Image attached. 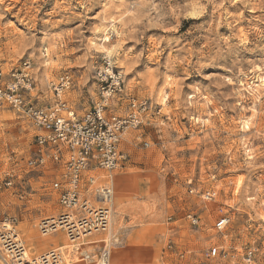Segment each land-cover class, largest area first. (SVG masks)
Listing matches in <instances>:
<instances>
[{
    "label": "rangeland",
    "instance_id": "obj_1",
    "mask_svg": "<svg viewBox=\"0 0 264 264\" xmlns=\"http://www.w3.org/2000/svg\"><path fill=\"white\" fill-rule=\"evenodd\" d=\"M25 60L33 100L52 103L51 83L69 72L79 113L102 99L101 70L123 75L107 114L140 123L113 173L112 264H247L250 247L264 264V0H0V64ZM36 133L0 111V185L15 174L0 211L17 217L32 254L65 243L38 230L62 211V179L28 169ZM214 244L238 250L207 258Z\"/></svg>",
    "mask_w": 264,
    "mask_h": 264
},
{
    "label": "built area",
    "instance_id": "obj_2",
    "mask_svg": "<svg viewBox=\"0 0 264 264\" xmlns=\"http://www.w3.org/2000/svg\"><path fill=\"white\" fill-rule=\"evenodd\" d=\"M32 72L30 60L9 72L0 64V111L15 112L37 132L28 169L43 171L52 166L61 173L58 201L62 211L41 219L38 230L44 237L63 232L72 251H77V258L73 259L61 246L32 254L20 234L17 217L0 211V259L3 264H112L113 248L118 244L112 234L113 173L124 167L128 158L122 149L123 135L140 123L138 115L107 114L111 98L122 92L123 75L120 71L101 70L98 76L102 99L93 108L79 113L65 98L74 84L69 72L51 83L54 98L48 105L31 98L36 88ZM14 179V172H8L0 189L14 188ZM262 195L264 199V187ZM187 218L194 225L199 222L193 215ZM229 222L228 217L216 222V228L224 236ZM106 234L111 242L103 239ZM230 248L214 244L206 256L226 257L231 256L230 250H238ZM242 256L247 264H258L254 247L247 248Z\"/></svg>",
    "mask_w": 264,
    "mask_h": 264
},
{
    "label": "bare ground",
    "instance_id": "obj_3",
    "mask_svg": "<svg viewBox=\"0 0 264 264\" xmlns=\"http://www.w3.org/2000/svg\"><path fill=\"white\" fill-rule=\"evenodd\" d=\"M108 52V54L110 53V51L108 50L107 51ZM247 126V128H249V123L246 125ZM253 199V198H252ZM264 205V204H263ZM59 233H62V232H58V233H56V234H59ZM63 235H64V233H62ZM50 236H52V235H50ZM44 237V236H43ZM47 237H49V236H47ZM64 237L66 238V241H67V243H66V245H62L61 247H62V249H67L68 251H69V253H70V255H71V257L73 258V259H75L76 260V258H77V251H72V246L70 245V242L68 241V239H67V237L64 235ZM106 238V239H105ZM103 239H105L107 242H111L110 240H108L109 239V234H106V235H104V238ZM38 255V254H37Z\"/></svg>",
    "mask_w": 264,
    "mask_h": 264
},
{
    "label": "crops",
    "instance_id": "obj_4",
    "mask_svg": "<svg viewBox=\"0 0 264 264\" xmlns=\"http://www.w3.org/2000/svg\"><path fill=\"white\" fill-rule=\"evenodd\" d=\"M61 236H63L64 237V235L62 234V233H59ZM65 238V237H64ZM66 243H67V241H66V238H65V243H60V244H58V243H56V244H52L51 245V248H54V247H58V246H62V245H66ZM39 254V253H38ZM0 264H3L2 263V261H1V259H0Z\"/></svg>",
    "mask_w": 264,
    "mask_h": 264
}]
</instances>
